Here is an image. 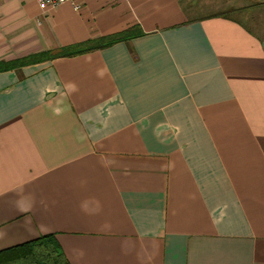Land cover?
Wrapping results in <instances>:
<instances>
[{"label":"crops","instance_id":"obj_1","mask_svg":"<svg viewBox=\"0 0 264 264\" xmlns=\"http://www.w3.org/2000/svg\"><path fill=\"white\" fill-rule=\"evenodd\" d=\"M250 1L251 22L206 11L222 0H0V251L55 234L71 264H264Z\"/></svg>","mask_w":264,"mask_h":264},{"label":"trees","instance_id":"obj_2","mask_svg":"<svg viewBox=\"0 0 264 264\" xmlns=\"http://www.w3.org/2000/svg\"><path fill=\"white\" fill-rule=\"evenodd\" d=\"M127 33L111 35L102 43H84L49 54L50 57L71 56L91 48L110 45L125 39ZM0 264H71L55 234L42 235L27 243L0 251Z\"/></svg>","mask_w":264,"mask_h":264},{"label":"rangeland","instance_id":"obj_3","mask_svg":"<svg viewBox=\"0 0 264 264\" xmlns=\"http://www.w3.org/2000/svg\"><path fill=\"white\" fill-rule=\"evenodd\" d=\"M223 1V5L219 6L220 8H218L217 6H212L210 9L206 10V11H214L216 9H225V8H228V7H233L232 11H230V14L231 16H234V17H237L238 19H245L247 22H251L250 19H248L246 16L247 13L246 11H238L237 9L239 8V6H248L249 4H251V2L253 1H250V0H236L237 3L235 2V0H222ZM233 5V6H232ZM234 5H237V6H234ZM238 7V8H236ZM243 10V8H242ZM238 11V12H237ZM250 11V10H249ZM251 12H253L252 10L249 12V15L251 14ZM260 12V11H259ZM261 13H258L257 15H260Z\"/></svg>","mask_w":264,"mask_h":264},{"label":"built area","instance_id":"obj_4","mask_svg":"<svg viewBox=\"0 0 264 264\" xmlns=\"http://www.w3.org/2000/svg\"><path fill=\"white\" fill-rule=\"evenodd\" d=\"M66 1H72L74 3V8L76 10L80 8V5L78 4V0H36V2L38 3L39 7L42 10L56 8Z\"/></svg>","mask_w":264,"mask_h":264}]
</instances>
